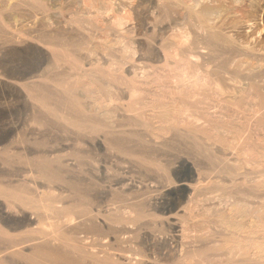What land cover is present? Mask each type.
Returning a JSON list of instances; mask_svg holds the SVG:
<instances>
[{
  "label": "rangeland",
  "instance_id": "rangeland-1",
  "mask_svg": "<svg viewBox=\"0 0 264 264\" xmlns=\"http://www.w3.org/2000/svg\"><path fill=\"white\" fill-rule=\"evenodd\" d=\"M30 1L31 0H0V7H4L5 11H2L4 18L2 19L0 27V183L17 184L23 181H30L31 186H34V184L44 185V180L35 177V167L32 163V165L29 164V162L39 160L43 152L46 151L52 158L60 154L63 156L65 163L72 168V171L65 175V182L68 183L65 184V182H62L63 184H58L57 191H64L63 194L68 195V193L72 192L74 185L80 181V183H84H82L83 185L92 182L99 183V185L93 187L90 191V194L95 197V200L98 203L100 202L99 205L96 206V211L119 206L120 203L116 199V195H114V192L118 191L126 192L129 200L128 202H147V204L151 205L150 208H152L153 211L160 213L158 215H160L162 219L159 218L157 223H153L154 225L152 224L153 226L145 225V229L143 226L140 230L139 239L133 240L132 242H124L125 244L122 243V247H132L135 249L143 248L142 250L150 255V258L145 260L146 264H156V262H160V264H172L174 262L173 264H175L181 256V244L183 241L185 242V240L181 238L182 228L180 226L183 225L182 216L191 214L192 211H194V213H192L193 215L197 211L198 214L205 208V205L215 207L216 204L220 203V191H214L206 194V196H199L195 201H192L196 194L194 188L206 185L212 186L213 182L223 183L229 188L233 187L231 176L222 173V167L226 164L237 165L239 163L238 159L250 158V160H252L253 157L249 154H244L242 157L238 156V150L247 149L251 146L253 147L255 144H264L262 141L264 139V123H260L259 121L264 115V101L258 97H250L248 95L249 91L245 93L238 92V89L249 88V85H256L255 83H257L264 93V30L262 32H257L255 35L256 37H250V34L253 33L250 31L254 30L256 28L255 26L259 25L258 27L261 26L264 28V0H199L200 2L195 6V10H199L203 3L213 6L215 12L213 11L210 15V18H212L211 22L222 25L223 33L233 35L234 38H236V44L240 52L233 55L234 61H231V64L229 63L230 65L228 64V70H238L237 72L241 75V78L239 82L226 79L227 86L232 88L229 89L230 91L228 90L229 93L227 92L224 95H219L214 89L203 92L200 88H195L193 91L196 95L192 98L185 96L187 90L181 84L180 78L178 77L186 67V61L181 60V58L177 56L179 51H173V54H171L172 51H164L161 46V44H164L165 40L174 39L173 34L176 30L178 31L175 25L176 21L179 24H183L185 20L183 17H186L187 20V6L185 4H180L178 8V6L174 7L170 2L164 0H95V5L100 1L98 4L99 6H108L113 12H124V10H130L131 12L132 19L126 25L121 28L115 27L111 30H106L109 23H111L112 26L114 25V21L110 18L113 12L96 15V10L91 8V13H89L87 12L88 8L85 6L84 0H44L46 7L42 9L32 8L29 5ZM185 1L190 5L194 3L193 0ZM170 8H173L175 12H173V10L169 13V16H165L166 10H170ZM180 12H183L185 15L182 16ZM75 13H77L79 17L82 16L81 18L89 19V21L84 22L83 27L79 26L76 22L73 23L71 19L74 18ZM253 13L255 15H260L262 13L261 16H256L257 24H252L254 21L246 22V20L243 19V16H252L251 14ZM94 17L97 18L95 22ZM138 19L142 21L139 34H137L136 27ZM60 26L61 28H59ZM2 28L5 30L3 31ZM187 28L188 26L185 27V29ZM126 30L132 31H130V35L126 34ZM76 32L79 33V36ZM9 34L10 36H6ZM51 35L52 37L64 36L65 38L63 37V39L67 41L83 40V42H86L83 47V49L86 47V50H80L82 56L88 53L85 55L86 61L83 58L80 63L83 71L88 69V71L94 70L97 66L107 69L111 60L109 53L114 52L115 54L117 53L118 56H121L122 53L118 50L122 48L128 38L142 40L144 42L143 48H145L146 45V50L141 49L137 51L131 59L130 52H127L125 53L126 56H124V54L122 56V58L124 57V63L121 66L117 64V66L115 64L112 65L111 69L114 72L112 73L114 79L110 81L112 83L107 87L108 90L104 89V87L101 89V86L97 87L93 84H80L82 88L78 85L79 87L77 86L75 89L76 91L73 90L74 92H72V94L75 92L79 93L73 95L74 99H78L79 96L82 95L79 100L83 102L84 106L88 109L93 108L101 115L105 114L106 116L107 111L105 110H108L109 107H116V117L110 119L113 121H111L113 129L115 131L126 129L138 130L140 133L147 135L146 139L153 140L151 146L154 148H150L151 146L149 144V149L154 152L162 166L146 163L142 160L141 156H135V159V157L132 158L133 156L128 154L119 153L117 149L108 146V142H106V133L101 131L96 134L95 140L87 136H80L83 139L81 147L85 150H91L90 158H86L85 160L87 164L80 167L79 161L75 157L66 154L71 152L76 145L78 135H76L74 129L71 128V131L69 130L68 132L67 130V132H65L66 127L63 122L55 119V117L54 119L50 117L51 122L46 127H39L35 123V119L39 115V112L41 110L46 112L47 110L41 108L37 93H33L28 89L27 85L29 84L37 82L46 85L47 83L46 86H49L48 89L53 93L52 97L48 99L51 103V107H56L55 109L57 110L61 109L59 112H66L68 111L67 107H69L68 99L64 97L63 99L59 96L60 93H65L64 91L68 86L63 87L50 80L51 73L53 75L56 70L57 72L68 71L72 73L69 66L64 63L61 64L62 66L58 67L59 69L53 68L54 61L52 59L54 53L60 52V54H62L66 49L45 43V40H49ZM120 35H125V37L128 36V38L121 37ZM39 36H42V38L40 37L38 39ZM6 37L9 39L12 38L10 40L7 38L9 41H6ZM255 38H257L256 41ZM97 45L99 46L98 48ZM118 46L121 47L119 48ZM134 46L136 47L137 44ZM87 47L90 49H87ZM199 51H207V49L200 48ZM233 57L225 55L223 61ZM145 58L150 59L146 60ZM84 62L86 64H84ZM213 69V65H207L206 67L208 71H213ZM225 78H230V75L226 73ZM188 90H190V88ZM109 91H111V93ZM251 92H253V90H251ZM64 96L67 97L68 94L66 96L65 93ZM181 97L184 98L181 100ZM233 97H240L242 100L239 101L238 104H234L229 100ZM55 103L58 105H55ZM171 103L173 104L171 105ZM185 103H187V105ZM165 105L167 107H165ZM188 105H190V110H187ZM58 106L59 108H57ZM172 109H174V111ZM178 109L180 110L178 111ZM190 111L194 112L196 116L198 115L199 117L208 115L211 119H216V117L220 115V118H222L220 120L230 127L233 126L231 128L232 132H226L224 138H207L206 135L202 134L201 135L205 138L203 140H200L198 137H188L186 135V130L191 126L187 124L189 123L188 115ZM124 114H129L128 116H130V114L131 116L140 114L139 117L145 122V125L135 127L129 125L124 126L123 123L122 125L121 122H125L123 118ZM102 117H104V115ZM120 118L122 119L119 120ZM171 121H176V123L180 125L177 130H171L164 135L165 139L169 140V145L163 146V144L160 143L163 141L164 137L158 138L156 135L162 134V128L170 126L172 124ZM117 122H119V124ZM198 122L199 125L207 126V123H204V119ZM118 125L122 126L118 127ZM174 133H176V136L171 140ZM214 134L216 133L211 132L208 135L214 136ZM114 136L116 135L112 137ZM130 138L129 144L128 142L126 143L130 151L151 152L147 148L142 147V145L139 146L141 144L138 140L139 137ZM35 139L37 141L45 139L49 141V143L47 142L45 148L39 144L35 145ZM214 141L216 144H213ZM43 148L44 150H42ZM116 151L118 153H116ZM19 153L21 155H19ZM91 157L95 159L93 160ZM147 166L149 167L147 168ZM252 169V166L249 165L240 169L239 173L235 176L236 183L241 182L243 177L248 174L247 170ZM253 176L255 175H251L252 178ZM180 179H183V181H179ZM77 180L79 181L77 182ZM111 190H113V192ZM223 198L228 199L229 202H233L234 200V197L230 196V194L225 195ZM246 198L251 201L255 207L258 206V202L261 201L255 196H248ZM9 208L6 199L0 196V223L2 222L1 225L8 230L10 234H23V232L25 233L27 229L31 227H37V217L32 210L28 208L24 209V207L19 208V210ZM218 208L227 209L228 206L226 204H221ZM162 212L163 215L161 214ZM226 213L229 215L231 212L227 209ZM251 216H246L244 218L239 217L238 220L245 226H253L252 221L255 215L253 214ZM98 219L104 221L103 215H99ZM171 219H175L177 222ZM212 219L213 218H211V220ZM23 220L25 221L23 222ZM26 220L29 221L27 222ZM197 221H199V218L196 220L193 219L191 222ZM162 222L164 224H162ZM29 223L33 224L28 225ZM161 224L164 229L160 228ZM211 226L215 230L217 229L216 224L211 223ZM251 231L253 233L250 234V229L248 228L244 235L260 237L264 232L262 227L261 229L260 227L253 228ZM160 232H163V234ZM81 236H83V234ZM127 236L132 235L125 234V237ZM104 242H106V239ZM31 243H26V245L23 244L21 246L26 248ZM185 243H188L186 246H190V248L195 246V243L191 242V240H186ZM4 245V243H0V248L2 250L4 249ZM176 250L179 253L175 252ZM27 252L30 251L27 250ZM111 252L116 255L115 258H120L122 261L127 255L128 258L133 257L139 259L137 255L131 256L130 253L123 254L118 250H112ZM6 253L7 251H2L1 255H5ZM14 259L15 260L11 264H34L30 260L21 257H16ZM124 261L128 262V260Z\"/></svg>",
  "mask_w": 264,
  "mask_h": 264
},
{
  "label": "bare ground",
  "instance_id": "bare-ground-1",
  "mask_svg": "<svg viewBox=\"0 0 264 264\" xmlns=\"http://www.w3.org/2000/svg\"><path fill=\"white\" fill-rule=\"evenodd\" d=\"M94 1L95 0H84V4L88 8L87 12L91 13L90 11L91 8L92 9L94 8L96 10L95 11L96 15L109 13L111 11L113 12V10L110 9L108 6H105V7L99 6L98 4L100 1H98V4L96 5ZM164 1L170 2L174 7L178 6V8H179V5L182 3L187 6L186 7L187 8V12H186L187 20H186V17H183V19H185L183 24H179L176 21L175 25L177 26L178 31L176 30V32L173 34L174 39L165 40L163 45L160 43L164 51H172L171 54H173V51L175 52L179 51L177 53V56H179L181 60L186 61V67L183 69L182 72L180 71L181 74L178 76L180 78L181 84L187 90V94L185 96H188L189 98L194 97L196 95L193 91L195 90V88H200L203 92H207L209 91V89H214L216 93L219 95H222V94L224 95L227 92L229 93L230 91L229 89H232V88L227 86L226 79L239 82V79L241 78V75H239V73L237 72L238 70H233V71L228 70V64L231 61H234L233 55L240 52V49L237 47V44H236L237 43L236 38H234L233 35L223 33L222 25L214 24L213 22H211L212 18H210V15L214 11L213 6L207 3L205 4L203 3L202 5L200 4L201 8L199 10H195V6L200 2L199 0H193L194 3L191 5L188 4L185 0H164ZM234 1H237V0H234ZM29 5L34 9H42L46 7L44 0H31L29 2ZM173 10H174L173 8L172 9L170 8V10H166L165 16H169V13ZM2 11L5 12L4 7H0V27L2 24V19L4 18ZM173 12H175V10ZM180 13L182 14V16L185 15L183 12H180ZM77 15L78 14L75 13V16L73 19H71L70 17L69 18L73 21V23L76 22L79 26L83 27V23L88 22L89 19L81 18L82 16L79 17ZM251 15L252 16L245 15L243 16V19L246 20V22L254 21L252 24H257L256 16H261L262 13L260 15L259 14L255 15L254 13ZM110 18L114 21V25L112 26L111 23H109L107 26V29L105 28L106 30H111L112 28H115V27L121 28L124 25H126L128 22H130V20L132 19L130 10L129 11L124 10V12L115 11L113 12V15ZM96 19L97 18L94 17V22L96 21ZM186 26H188L187 29H185ZM258 26H255L256 28L250 31V32H253L250 34V37H254L257 32H262L264 30V28H262L261 26L260 27ZM136 27H137V34H139L141 27H142L141 20L138 19ZM59 28H61V26ZM4 30L5 29H3V31ZM130 31L126 30V34H129ZM49 33L51 34L50 31ZM3 34L5 35L4 32ZM78 34L79 33H77V35ZM125 35H122V36L120 35V36L125 37ZM6 36H10V34ZM42 36H39L38 39L40 37L42 38ZM63 37H59V36L52 37L51 35L49 40L48 39L45 40L46 41L45 43L49 45L60 46L66 49L65 52L62 54H60V52L56 50L55 51L58 53H54V55L52 54L53 55L52 60L54 61L53 68H58L62 66L61 64L64 63L69 66V69L72 71V73L68 71L57 72L56 70V72L52 75L51 71L53 70H51L50 80L60 86H63V87L68 86V88H66L64 91L66 93V96L67 94L68 96L65 97L64 96L65 93L64 94L60 93L59 95L62 98L64 97L68 99V102H69V105H68L69 107H67L68 111L59 112V110L61 109L57 110L55 109L56 107L52 108L51 103L48 101V99L52 97L53 93L48 89L49 86L48 87L46 86L47 83L46 85H44L42 83L34 82L32 84L27 85V87L28 89H30L31 92L37 93L41 108H45L47 110L46 112L42 110L39 112V115L35 119V123L39 127H46L51 122L50 117H52L53 119L55 117V119H58L63 122L64 126L66 127L65 132H67V130L68 132L69 130L71 131V128L74 129L76 132V135H78L76 139V145L71 150V152L67 151L68 153L66 154H68L69 156L75 157L79 161L80 167L87 164L85 160L86 158H90V155H91L90 154L91 150L90 151L85 150L83 147H81L83 144V139L80 136H87L91 138L92 140H95L96 134L101 131H104L106 133V140H107L106 142H108V146H110L111 148L117 149L119 153L121 152L124 154H128L130 156H133L132 158H134L135 156H141L142 160H144V162L146 163L162 166L160 160L155 156L154 152H152V150L149 149V147L151 146V142H153V140L146 139L147 135L140 133L138 130L126 129V130L115 131L113 129L111 125L113 121L110 119L112 118L114 119V117H116V112H117V110L115 109L116 107L115 108L109 107L108 110H105L107 111V115L105 116V114H103L104 117H102L103 115L98 113L93 108L88 109L84 106L83 102L79 100V98H81L80 96L82 95H80L78 99L77 98L74 99L73 95H77L79 93L75 92L77 94L75 93L72 94V92H74L73 90H75L78 85L81 86L80 88H82V85L80 84H83V85L93 84V85H96L97 87L101 86V89L102 87H104V89H107L110 83H112L110 81L114 79L112 75V73L114 72L111 69L112 65L117 64L121 66L124 63L123 62L124 57L122 58V56L123 54L124 56H126L125 53L127 52H130L131 56L130 55L129 56L131 59L132 56L137 51H140L141 49L146 50V45H145V48H143L144 42L142 40H134L133 38L131 39V38H128V36H126L128 40H126L122 48H120L121 46L120 47L118 46L120 48V49L118 48L119 49L118 51L122 53V55L118 56L117 53L115 54L114 52L109 53L111 60H110L109 67L107 69H103L97 66L95 69L93 68L94 70L88 71L89 70L88 69L86 71H83L80 66V63L83 58L86 61L85 55H87L88 53L82 56L80 53V50L83 49L84 44L86 42L85 41L83 42V40L67 41L63 39ZM7 38L8 37H6L5 40ZM8 39L6 41L10 40ZM256 40L257 38H255V41ZM41 42H44V41H41ZM135 44H137L136 47L134 46ZM85 46H88V45H85ZM98 47L99 46L97 45V48ZM85 48L83 50H86ZM200 48H205L207 49V51H199ZM87 49H90V48L87 47ZM225 55H228L230 57L232 56L233 58L226 59L225 61H223V58L225 57ZM108 60H109V57H108ZM84 64L86 63L84 62ZM207 65H213L214 67L213 71L206 70ZM226 73L230 75V78H225ZM119 82H120V79H119ZM255 84L256 85L254 84L249 85V88L238 89V92L240 91V93H245L249 91L248 95L250 97L251 96L258 97L264 101V93L259 87V84L257 83ZM189 88L190 90H188ZM251 90H253L254 93L251 92ZM109 92L111 93V91ZM184 97H181V100ZM229 100L232 101L234 104H238L239 101H241L242 99L240 97L239 98L233 97ZM172 104L173 103H171V105ZM185 104L187 105V103ZM55 105H58V104L55 103ZM166 105L165 107H167ZM165 107H164V111H165ZM57 108H59V106ZM172 110L174 111V109ZM179 110L180 109H178V111ZM187 110H190V105H188ZM128 115L129 114L123 115L125 122L120 121L121 124L122 123L124 124V126L129 125V126L135 127V126L145 125V122L142 121L141 118L139 117L140 114L135 115V116H131V114L130 116ZM188 117H189V123L187 124L191 125L190 127L187 128V130L185 129L187 133L186 135L188 137H191V138L198 137L200 140L205 139L202 135H206L207 138H211V137L224 138L225 137L224 134H226V132H232L231 128L233 126L230 127L228 124L220 120L222 119L220 118L221 117L220 115L217 116L216 119H211L208 115L199 117L198 115L196 116L194 112L190 111V114L188 115ZM121 119L122 118H120L119 120ZM201 119H204V123H207V126L198 124L199 123L198 121ZM259 121L260 123L261 122L264 123V115ZM171 122L172 124L170 126L168 127L165 126L162 128L161 130L162 134L156 135L158 138H163L164 135L169 133L171 130H177L180 124L178 125L176 121L175 122L171 121ZM117 123L119 124V122ZM122 125L120 126L118 125V127H121ZM211 132H215L216 134H214V136L208 135ZM113 135H116V136L112 137ZM175 136H176V133L173 134L171 140H173ZM130 137H134V138L139 137L138 140L141 143L139 146L142 145V147L147 148L151 152L144 153L142 151H130L129 150L130 148L127 147L129 144V140L131 139ZM262 141L264 142V139ZM35 142H36L35 145L39 144L40 146H44V147L46 146L47 142L49 143V141H46L45 139L41 141L36 140ZM127 142L128 144L126 146ZM216 142L214 141L213 144H216ZM160 144H163V146H168L169 140L165 139L164 137L163 141ZM150 148H152V146ZM42 150H44V148ZM46 152H43V154L40 156L39 160L37 161L33 160L31 162L29 160L30 161L29 164L32 163L35 167V177L41 178L42 180H44L45 181L44 185L34 184V186H31L30 181H23L17 184L0 183V196H3L6 199L8 207L18 209V210L21 207H24V209L28 208L32 210L34 214H36V217H37V227L35 228L31 227L27 229L25 233L23 232V234H19V235L10 234V232L1 225L2 222L0 223V243L5 244L3 250L0 248V264H11L15 260L14 258L16 257L28 259L34 264H146L145 260L150 258V255L147 254L146 251L142 250L143 248L142 249H139V248L135 249L132 247L124 248L122 247V243L132 242L133 240L139 239L140 230L143 228V226L145 229V225L150 226L153 223L154 224L157 223V220L160 218V215L158 214L160 213L153 211L152 208H150L151 205L147 204V202L145 201L128 202L129 200H128V197L125 191L114 192V195H116V199L120 203L119 206L115 208L110 207V209H105V210L99 209L96 211V208H97L96 206H98L100 202L98 203L95 200V197H93L92 194H90L91 193L90 191L92 190V188L99 185V183L97 184L96 182L83 185L84 183L82 182L83 183L82 184L80 183L81 182L80 181L79 182L80 184L77 183L76 185H74L72 192L68 193V195H64L63 194L64 191L63 192L57 191L58 184L65 182V179H66L65 175L67 173L69 174V172L72 171L71 170L72 168H70L69 165L65 163L63 156H61L60 154L52 158L50 154ZM116 153L118 152L116 151ZM238 154H239L238 156L240 157H242L244 154H249L253 157V159L252 160H250V158L238 159L239 163L237 165L226 164L224 167H222L223 169L221 170V172L231 176V179L233 180V187L229 188L223 183L220 184L219 182H213L212 186L206 185V186L194 188V190L196 191V194L194 196L195 198H193L192 201L193 200L195 201L197 197L199 196H206V194L212 193L214 191H220L221 192L220 203L216 204L215 207L205 205V208L202 211H200V213L198 214H197L198 212L197 211L193 215L192 213H194V211L190 210L192 211L191 214H187V215L185 214L182 216L183 225L180 226L182 228L181 238L185 240V242L186 240H191V242L195 243V246L194 247L191 246L192 248H190V246L189 247L186 246V244L188 245V243H185L183 241L181 244L182 245L181 256L176 261L175 264H264V232H263V235L260 237H251V236L244 235L245 231L248 228L250 229V234L253 233L251 231V229L253 228L260 227L261 229L262 227V230L264 231V144L263 145L255 144L253 147L251 146L250 148H247V149L246 148L239 149ZM19 155L21 154L19 153ZM92 159L94 160L95 158H92ZM247 165L252 166L253 169L247 170L248 174H246L243 177L241 182L236 183L235 176L239 173L240 169L245 168ZM148 167L149 166H147V168ZM251 175H255V176H253L252 178ZM78 181L79 180H77V182ZM179 181H183V179H180ZM201 181H204V180H201ZM67 183L68 182H65V184ZM111 191L113 192V190ZM227 194H230V196L234 197L233 202H229L228 199L223 198ZM248 196H255L259 198L261 201L258 202V206L256 207L253 206V203L246 198ZM221 204H226L228 206L227 209L231 212L229 215H227L226 213L227 209L218 208ZM161 214L163 215V212ZM253 214L255 215L254 220L252 221L253 226L252 225L249 227L245 226L243 225V223H241L238 220L239 217L244 218L246 216H251ZM99 215H103L104 217V221L102 220L103 222L98 219ZM197 218H199V221L193 222V223L191 222L193 219L196 220ZM211 218L213 219L211 220ZM24 221L25 220H23V222ZM26 221L28 222L29 220H26ZM169 223H172V222L170 221ZM211 223H214L217 225L216 230L211 226ZM31 224L33 223H29L28 225H31ZM162 224L164 223L162 222ZM162 224L160 228L164 229L162 228ZM163 232L162 233L160 232V233L163 234ZM82 234L83 236H81ZM125 234H131L132 236L125 237ZM168 234H169V231H168ZM143 236H146V235H143ZM105 239H106V242H104ZM26 243H31L29 246L26 247L28 249H26L24 246H21L23 244L26 245ZM146 247H145V250H146ZM27 250L30 252H27ZM112 250H118L123 254L130 253L131 256L137 255L139 256V259H136L133 257L128 258L127 257L128 255L124 258V256L122 255L124 260H128V262L124 260L122 261V259L120 258H115L116 255L111 252ZM2 251H7V253L5 255L3 254L1 255ZM175 252H178V251L176 250ZM154 259H157V258H154ZM156 264H160V262H156Z\"/></svg>",
  "mask_w": 264,
  "mask_h": 264
}]
</instances>
